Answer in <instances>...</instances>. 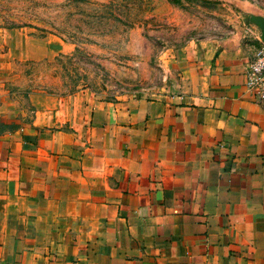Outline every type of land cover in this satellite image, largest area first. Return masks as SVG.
<instances>
[{
    "label": "crops",
    "instance_id": "0c3cea01",
    "mask_svg": "<svg viewBox=\"0 0 264 264\" xmlns=\"http://www.w3.org/2000/svg\"><path fill=\"white\" fill-rule=\"evenodd\" d=\"M252 36L177 51V89L152 99L30 93L24 114L0 79V264H264ZM9 41L0 68L33 58Z\"/></svg>",
    "mask_w": 264,
    "mask_h": 264
},
{
    "label": "rangeland",
    "instance_id": "374dc122",
    "mask_svg": "<svg viewBox=\"0 0 264 264\" xmlns=\"http://www.w3.org/2000/svg\"><path fill=\"white\" fill-rule=\"evenodd\" d=\"M250 16L264 0H0V54L10 39L35 47L0 68L3 90L24 114L30 93L152 99L177 89V51L252 41Z\"/></svg>",
    "mask_w": 264,
    "mask_h": 264
},
{
    "label": "built area",
    "instance_id": "2783aa9c",
    "mask_svg": "<svg viewBox=\"0 0 264 264\" xmlns=\"http://www.w3.org/2000/svg\"><path fill=\"white\" fill-rule=\"evenodd\" d=\"M244 91L264 107V44L255 49L245 71Z\"/></svg>",
    "mask_w": 264,
    "mask_h": 264
},
{
    "label": "water",
    "instance_id": "95a60500",
    "mask_svg": "<svg viewBox=\"0 0 264 264\" xmlns=\"http://www.w3.org/2000/svg\"><path fill=\"white\" fill-rule=\"evenodd\" d=\"M249 21L260 31L259 40L262 44H264V18L259 16H250Z\"/></svg>",
    "mask_w": 264,
    "mask_h": 264
}]
</instances>
